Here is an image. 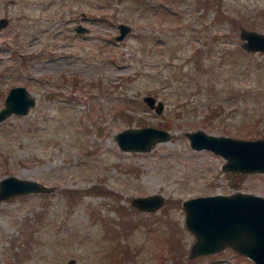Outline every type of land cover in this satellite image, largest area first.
<instances>
[{"label": "rangeland", "instance_id": "374dc122", "mask_svg": "<svg viewBox=\"0 0 264 264\" xmlns=\"http://www.w3.org/2000/svg\"><path fill=\"white\" fill-rule=\"evenodd\" d=\"M0 16V107L13 84L35 96L0 121V178L52 186L0 199V264H256L228 247L188 258L181 200L264 194V171L223 170L184 133L264 136V52L239 37L264 31V0H0ZM119 21L131 27L115 39ZM144 124L170 137L118 146L120 129ZM155 192L156 209L131 205Z\"/></svg>", "mask_w": 264, "mask_h": 264}, {"label": "water", "instance_id": "95a60500", "mask_svg": "<svg viewBox=\"0 0 264 264\" xmlns=\"http://www.w3.org/2000/svg\"><path fill=\"white\" fill-rule=\"evenodd\" d=\"M8 18L0 16V27L6 25ZM115 39H121L130 29L128 22H118ZM79 32L88 29L86 24L77 22L74 27ZM240 46L253 52H264V31L240 27ZM146 104L157 113L163 109V100L156 95L143 94ZM0 107V121L9 114L25 115L35 104V96L25 84L9 87ZM192 148L211 149L223 155V170L234 172L264 171V136L243 137L232 134H210L200 128L185 130ZM166 128L155 125L124 127L115 135L118 146L128 150H150L157 141L169 136ZM52 186L33 178L6 174L0 178V199L28 192H49ZM131 205L140 210H154L165 201L160 193L134 195ZM184 211V226L194 234V242L189 247L187 257L220 252L223 248L235 249L238 254L246 255L256 264H264V194L234 189L229 193L198 194L181 200ZM69 262H73L70 259Z\"/></svg>", "mask_w": 264, "mask_h": 264}, {"label": "trees", "instance_id": "16d2710c", "mask_svg": "<svg viewBox=\"0 0 264 264\" xmlns=\"http://www.w3.org/2000/svg\"><path fill=\"white\" fill-rule=\"evenodd\" d=\"M123 109H124V110H123ZM123 109H122V112L125 113V114H128L127 111H126V109H125V108H123ZM123 115H124V114H123ZM128 115H129V114H128ZM230 174H231V175H234V176H238V175H239V174L236 175V173H234V174H233V173H230ZM234 184H235V183H234ZM93 188H94V187H93ZM110 255H111V256H110V258H111V260H110L111 263H115L114 260H115L116 254L110 252ZM172 264H174V263H172Z\"/></svg>", "mask_w": 264, "mask_h": 264}]
</instances>
